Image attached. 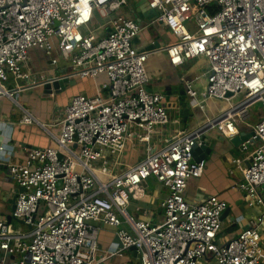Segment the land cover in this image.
Here are the masks:
<instances>
[{
    "label": "built area",
    "instance_id": "built-area-1",
    "mask_svg": "<svg viewBox=\"0 0 264 264\" xmlns=\"http://www.w3.org/2000/svg\"><path fill=\"white\" fill-rule=\"evenodd\" d=\"M145 2L156 13L152 22L175 38L164 47L169 63L179 67L203 59L207 65L203 91L186 82V95L200 110L209 100L224 108L116 174L111 165H118L115 158L133 128L149 132L168 123L163 96L147 90L148 53L134 44L140 24L118 15L107 22L104 37L89 29L94 12L109 18L127 0H0V99L14 100L25 90L7 84L26 77L22 66L32 48L42 50L54 71L68 63L64 73L47 78L42 87L63 79L105 77L95 96L73 97L58 122L41 124L24 112L21 122L38 125L51 145L26 148V161L9 165L21 189L11 217L29 231L13 233L0 219V264H99L132 247L138 264H264V113L240 145L248 156L235 185L250 207L262 206V215L218 245L227 203L216 195L198 203L185 198L188 180L205 170L204 161H192V146L203 144L209 130L232 139L239 134L237 122L247 121L252 107L264 110V0ZM54 96L51 89L48 97ZM149 178L167 190L160 223L135 219L127 210L130 197L142 199ZM103 227L115 228L119 249L99 257Z\"/></svg>",
    "mask_w": 264,
    "mask_h": 264
},
{
    "label": "crops",
    "instance_id": "crops-1",
    "mask_svg": "<svg viewBox=\"0 0 264 264\" xmlns=\"http://www.w3.org/2000/svg\"><path fill=\"white\" fill-rule=\"evenodd\" d=\"M139 0H136L135 4ZM127 0V6L113 13L126 19L133 20L134 6ZM134 4V5H135ZM112 14V15H113ZM111 15V16H112ZM142 30L136 38L135 47L148 53L145 63L150 82L147 90L163 96L162 104L167 108L168 123L157 125L147 132L133 128V136L125 144L123 152L116 157L118 165L112 166V172L121 174L131 166L137 164L143 156L151 150L167 145L170 141L198 129L205 122L224 108L222 103L207 101L203 110L194 107V102L186 95L185 83L191 82L192 87L199 93L204 89L205 81L202 75L207 65L203 59L188 61L179 67H173L168 60L164 47L175 41L172 33L152 20H138ZM107 22L100 25L98 37L105 36L108 31ZM56 43V40H53ZM54 55L59 59L57 51ZM61 62V61H60ZM58 70L50 65L42 50L32 48L28 51L22 73L26 77L12 80L7 88L23 87L25 90L18 92L14 100L0 99V219L5 221L6 216H11L10 206L19 193V187L9 174V165L26 161V148H44L51 145L47 135L36 124H23L24 112H29L39 123L51 124L58 122L63 115L65 107L75 96L92 97L97 93L98 83L105 81L100 75L96 81L75 78L64 84V87L55 91L54 98L48 97L42 89L41 83L51 78L56 73L64 70V65L59 64ZM30 86V87H29ZM99 92V91H98ZM105 95V92H101ZM250 118L245 122H237L242 141L251 136V126L257 122L264 113L261 105L252 107ZM57 133V129H53ZM233 139V138H232ZM203 144L212 149L205 163L204 173L200 178L190 179L187 182L185 198L189 202H202L211 195L220 197L227 203V212L222 221V230L218 239L228 240L235 238L238 232L250 224L256 217L262 215L261 205H248L245 193L235 187L242 179V170L245 168V158L248 152H241L237 147L215 130L207 131ZM241 161L240 163L235 162ZM142 199L129 198L127 210L138 220L160 223L162 221V203L167 195V190L159 185L153 178L146 181ZM138 202L149 205L148 210H143ZM14 223L17 229H13ZM10 231L16 234H26L29 228L21 220L13 219L7 224ZM125 229L126 226L122 225ZM262 230V229H261ZM115 228L103 227L97 238L98 256L107 251L118 250L115 238ZM261 237L262 247L264 240ZM99 264H138L137 256L131 249L124 250L120 255L106 258Z\"/></svg>",
    "mask_w": 264,
    "mask_h": 264
},
{
    "label": "water",
    "instance_id": "water-1",
    "mask_svg": "<svg viewBox=\"0 0 264 264\" xmlns=\"http://www.w3.org/2000/svg\"><path fill=\"white\" fill-rule=\"evenodd\" d=\"M156 13L148 8L145 0H139L135 5H134V10H133V20L135 22H137L138 20H152L155 17ZM134 43H136V39L134 40ZM65 70H62L60 73H64ZM68 81L66 79L63 80H57L54 81L51 85H45L44 87H42L44 93L46 95L50 94L51 89L57 91L58 89H62L64 87V84L67 83ZM227 96H230V94H227ZM193 101V100H192ZM194 102V101H193ZM194 107L197 109L198 107L195 106L194 103ZM198 110V109H197ZM252 135V133H251ZM242 134H238L237 136H235L233 139H231V143L234 146H238L239 144H241L242 141ZM212 152L211 148H208L206 145L204 144H197L195 143L192 146L191 149V156H192V161L195 163L201 162V161H205L207 160L208 156L210 155V153ZM21 191V189H19V192ZM16 199V198H15ZM14 202L15 200H13V202L11 203L10 206V212L12 213L13 209H14ZM227 209L223 212L221 220L223 219L224 215L226 214ZM6 223L9 224L12 220L11 216H6L5 218ZM132 251H134V253L136 254V249L134 247L130 248Z\"/></svg>",
    "mask_w": 264,
    "mask_h": 264
},
{
    "label": "rangeland",
    "instance_id": "rangeland-1",
    "mask_svg": "<svg viewBox=\"0 0 264 264\" xmlns=\"http://www.w3.org/2000/svg\"><path fill=\"white\" fill-rule=\"evenodd\" d=\"M131 2H132L133 4H130V5L134 6L136 0H131ZM115 17H116V14H113V15L110 16L109 18H105V19H104V18H101L97 12H94V15H93L92 21H91V23L89 24V29H90V30H95V29H97L96 31H98L99 34H102L101 30L98 29V28H100L101 23H103V22L106 23V22L109 21V19H112V18H115ZM187 24H188V23H187ZM188 26H189V27H192V24H188ZM82 32L85 33L86 30L83 29ZM100 37H101V36H100ZM102 37H104V35H103ZM67 64H68V63H66V62L62 63V65H67ZM255 107L258 108L259 105H256ZM250 111H252V109H251ZM251 118H254V116L252 115ZM251 118H250V119H251ZM236 125H237V124H236ZM130 199H131V198H130ZM138 205H139L143 210H148V209H149V205H148V204L142 206L141 202H138ZM128 211H129L130 213H132L130 209H129ZM13 229H15V230L17 229V224H16V223H14ZM125 229L127 230V228H125ZM261 229H262V230L260 231V236L263 237L262 239L264 240V224L262 225ZM223 243H224V242H223V239H222V238H221V240L217 239V244H218V245H221V244H223ZM263 249H264V247H263Z\"/></svg>",
    "mask_w": 264,
    "mask_h": 264
}]
</instances>
